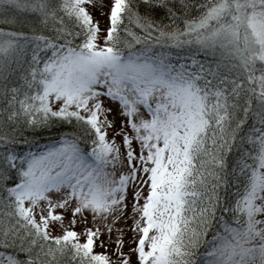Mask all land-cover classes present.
I'll use <instances>...</instances> for the list:
<instances>
[{
  "label": "snow or ice",
  "instance_id": "6c2138e0",
  "mask_svg": "<svg viewBox=\"0 0 264 264\" xmlns=\"http://www.w3.org/2000/svg\"><path fill=\"white\" fill-rule=\"evenodd\" d=\"M0 264H264V0H0Z\"/></svg>",
  "mask_w": 264,
  "mask_h": 264
},
{
  "label": "trees",
  "instance_id": "16d2710c",
  "mask_svg": "<svg viewBox=\"0 0 264 264\" xmlns=\"http://www.w3.org/2000/svg\"><path fill=\"white\" fill-rule=\"evenodd\" d=\"M37 142L43 144L49 138V134L47 132H38L37 134Z\"/></svg>",
  "mask_w": 264,
  "mask_h": 264
},
{
  "label": "rangeland",
  "instance_id": "374dc122",
  "mask_svg": "<svg viewBox=\"0 0 264 264\" xmlns=\"http://www.w3.org/2000/svg\"><path fill=\"white\" fill-rule=\"evenodd\" d=\"M109 135H111V133H109ZM77 228L81 227V225H76Z\"/></svg>",
  "mask_w": 264,
  "mask_h": 264
}]
</instances>
